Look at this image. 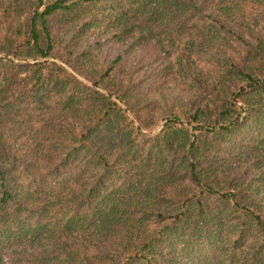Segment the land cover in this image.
Returning a JSON list of instances; mask_svg holds the SVG:
<instances>
[{"label": "trees", "instance_id": "obj_1", "mask_svg": "<svg viewBox=\"0 0 264 264\" xmlns=\"http://www.w3.org/2000/svg\"><path fill=\"white\" fill-rule=\"evenodd\" d=\"M0 264H264V0H0Z\"/></svg>", "mask_w": 264, "mask_h": 264}]
</instances>
